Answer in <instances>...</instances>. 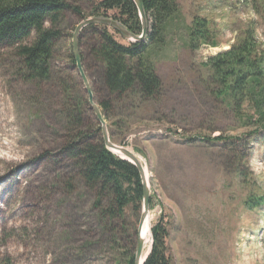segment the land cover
<instances>
[{
	"label": "rangeland",
	"instance_id": "374dc122",
	"mask_svg": "<svg viewBox=\"0 0 264 264\" xmlns=\"http://www.w3.org/2000/svg\"><path fill=\"white\" fill-rule=\"evenodd\" d=\"M176 1L186 23L208 19L217 45L190 51L172 36L156 60L159 98L108 94L89 25L77 39L81 72L93 102L111 103L101 114L113 142L146 169L150 228L165 223L172 264H264V200L249 203L264 199V129L237 120L203 66L248 24L264 54V0ZM93 2L78 0L80 17L64 13L48 79L25 78L14 50L0 45V264H126L136 240L140 210L103 213L107 199L95 204L63 151L79 131L101 134L72 51Z\"/></svg>",
	"mask_w": 264,
	"mask_h": 264
},
{
	"label": "trees",
	"instance_id": "16d2710c",
	"mask_svg": "<svg viewBox=\"0 0 264 264\" xmlns=\"http://www.w3.org/2000/svg\"><path fill=\"white\" fill-rule=\"evenodd\" d=\"M77 2L0 0V45L14 50V55L24 66L25 78H49L52 46L60 34L63 15L72 11L80 17ZM141 2L148 24V32L141 42L122 43L107 26H88L95 30L98 40L90 53L103 66L102 81L108 94L117 98L128 93L142 100L159 98L162 81L156 70L157 56L176 33H179L183 47L190 51L203 44L217 45L208 19L198 16L186 23L176 0ZM109 11L114 13L108 15ZM90 16L116 20L134 35L141 31L132 0L95 1ZM254 30V26L248 24L229 49L210 56L203 66L210 73L209 80L216 97L228 102L237 120L243 125H257L264 129V54L259 52ZM99 107L105 118L112 111L108 100L100 102ZM110 140L113 142L111 137ZM63 151L73 161L84 186L94 191L95 204L100 207L102 199H107L108 207L101 209L103 213L115 217L121 215L127 206L141 209L142 186L137 169L106 149L101 134L97 132L93 138L79 131L76 138L64 144ZM263 200L255 198L249 203L256 206ZM151 234V250L143 264H172L166 253L168 232L165 223L152 226ZM133 241L126 264H133Z\"/></svg>",
	"mask_w": 264,
	"mask_h": 264
},
{
	"label": "water",
	"instance_id": "95a60500",
	"mask_svg": "<svg viewBox=\"0 0 264 264\" xmlns=\"http://www.w3.org/2000/svg\"><path fill=\"white\" fill-rule=\"evenodd\" d=\"M135 4L137 14L139 17L140 25H141V31L138 35H134L130 33L126 28H124L119 22L116 20H113L108 17H90L87 19L82 20L80 23L77 24L75 31L72 36V51H73V57L76 63V66L78 70L81 73V78L84 82L86 91L88 93V100L89 103L95 113V116L97 118V121L100 125V131L101 136L103 139L104 146L106 149H108L111 153L118 156L120 159L126 160L130 162L138 171L141 186H142V200H141V209H140V216L137 224V230H136V240H135V248H134V254H133V264H143L151 250V244H152V234H151V228L149 224V246L144 254V248H145V240L143 236L141 235V230L143 227V224L147 221L149 218V199H150V187H149V181H148V175L146 172L145 167L141 164L138 157L131 152L127 147L123 145L115 144L110 140L109 132L107 128V124L105 119L103 118L99 107L97 104H95L92 100L91 93L88 88V83L85 78V76L81 72L80 68V57L78 52V45H77V39L79 32L86 26L92 25V24H100L107 27H110L115 32H117L124 40L128 42H141L145 39L146 34L148 32V24L145 18L144 9L142 6L141 0H132Z\"/></svg>",
	"mask_w": 264,
	"mask_h": 264
},
{
	"label": "bare ground",
	"instance_id": "6f19581e",
	"mask_svg": "<svg viewBox=\"0 0 264 264\" xmlns=\"http://www.w3.org/2000/svg\"><path fill=\"white\" fill-rule=\"evenodd\" d=\"M149 224H150V219L148 218V220L143 224L142 230H141V235L143 236L144 240H145V246L147 247L149 245ZM146 247H145V251H146Z\"/></svg>",
	"mask_w": 264,
	"mask_h": 264
}]
</instances>
